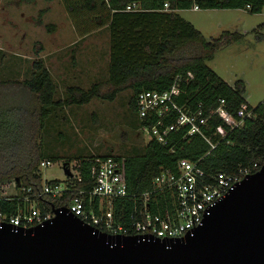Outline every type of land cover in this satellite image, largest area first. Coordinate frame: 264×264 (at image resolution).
I'll list each match as a JSON object with an SVG mask.
<instances>
[{
    "label": "trees",
    "instance_id": "trees-1",
    "mask_svg": "<svg viewBox=\"0 0 264 264\" xmlns=\"http://www.w3.org/2000/svg\"><path fill=\"white\" fill-rule=\"evenodd\" d=\"M37 1L22 0L27 4ZM61 1L79 38L108 29L110 66L106 83L110 90L102 93L103 83L97 82L89 89L69 86L66 94L59 97L53 75L42 60L33 63L29 79L1 80L0 184L14 182L19 192L30 187L33 190L31 196L35 195L42 205L67 208L79 191L94 188L92 167L95 160L116 155L81 159L78 163L80 181L74 179L71 189L61 198L41 196L43 179L40 164L47 159L42 153L39 136L47 120L58 111L84 106L95 98L113 101L124 91H130L129 107L136 114L139 93L167 91L177 78L180 79L181 93L175 101L180 106L193 111L201 109L208 117L224 100L229 114L236 116L241 105L247 104L254 117L247 119L243 128L230 130L218 115H213L207 130L217 144L213 150L200 136L183 138L184 131H179L171 134L166 145L152 138L139 153L124 156L129 195L113 201L112 205L122 224L127 223L136 208H141L143 195L147 193L151 195L148 202L151 211L165 215L172 210L171 194L154 192L153 181L163 170L175 171L181 160L198 162L211 174H234L240 167L254 163H258L260 168L264 165V102L256 108L251 107L245 99L243 81L231 86L207 65L219 51L241 41L245 35L223 31L218 37L206 38L179 15V11L193 9L195 5L200 10H246L256 15L262 13L264 0ZM133 2L140 3L143 11L126 12V6ZM165 3L169 4L168 11L164 10ZM49 27L53 29L55 26ZM259 28L264 29V23ZM138 121L139 129L143 125H152V122ZM116 157L122 158L120 155ZM65 164L70 166V162ZM16 207V202L0 204L3 212L16 213Z\"/></svg>",
    "mask_w": 264,
    "mask_h": 264
},
{
    "label": "rangeland",
    "instance_id": "rangeland-1",
    "mask_svg": "<svg viewBox=\"0 0 264 264\" xmlns=\"http://www.w3.org/2000/svg\"><path fill=\"white\" fill-rule=\"evenodd\" d=\"M206 38L223 31L245 35L241 41L219 51L207 65L224 81L234 86L243 81L245 99L253 108L264 102V14L243 10H200L179 12ZM54 25L51 29L49 26ZM51 29V30H50ZM38 51V53H37ZM110 35L101 29L79 38L61 0H0V81L32 77L33 63L42 60L58 86V95L69 86L89 89L102 82V93L110 66ZM130 91L113 101L95 98L84 106L58 111L48 119L39 143L50 166L41 169L43 182L66 181L63 165L70 162L77 176L81 159L96 155L124 156L139 153L148 135L140 133L139 121L129 107ZM0 191L18 192L14 182L0 184Z\"/></svg>",
    "mask_w": 264,
    "mask_h": 264
},
{
    "label": "built area",
    "instance_id": "built-area-1",
    "mask_svg": "<svg viewBox=\"0 0 264 264\" xmlns=\"http://www.w3.org/2000/svg\"><path fill=\"white\" fill-rule=\"evenodd\" d=\"M247 9H250V6ZM164 10H169L168 3L164 4ZM193 10L200 9L195 5ZM125 11L141 12L143 8L140 3L133 2L126 6ZM262 13L264 14V9ZM188 76L193 78L190 73ZM180 93L179 78L167 91L139 93L136 99L137 117L141 122H152L151 126L141 127V134L156 139L161 145H166L173 132L184 131L183 138L200 136L213 150L217 144L213 142V137L207 134L208 121L213 115H218L230 130L243 128L246 120L254 117L253 110L247 104L241 105L236 116L229 114L224 100H221L217 109L206 117L201 109L193 111L177 104L175 99ZM173 118L175 121L171 122ZM50 164V161L44 160L40 168H47ZM259 170V164L254 163L240 167L234 174L224 172L211 174L202 169L198 162L181 160L175 171L163 170L153 181L154 192L171 194L172 210L165 215L151 211L148 205L151 195L147 193L143 195L141 208H136L127 219V223L122 224L115 215L112 205L113 201L129 195L125 159L116 156L97 158L92 167L94 188L91 191H79L67 208L86 224L110 235L182 239L201 226L208 211L225 198L238 183ZM74 179L81 180L80 172L77 176L73 174L71 177L66 176L64 183L59 181L52 184L45 181L40 195L61 198L71 189ZM32 191L30 187L12 195L0 191V204L17 203L16 213L0 210V222L9 223L16 228H32L51 220L55 216L52 207L42 205L35 195L31 196Z\"/></svg>",
    "mask_w": 264,
    "mask_h": 264
},
{
    "label": "water",
    "instance_id": "water-1",
    "mask_svg": "<svg viewBox=\"0 0 264 264\" xmlns=\"http://www.w3.org/2000/svg\"><path fill=\"white\" fill-rule=\"evenodd\" d=\"M52 209L36 227L0 222V264H264V165L182 239L110 235L66 207Z\"/></svg>",
    "mask_w": 264,
    "mask_h": 264
},
{
    "label": "crops",
    "instance_id": "crops-1",
    "mask_svg": "<svg viewBox=\"0 0 264 264\" xmlns=\"http://www.w3.org/2000/svg\"><path fill=\"white\" fill-rule=\"evenodd\" d=\"M198 11H200V10H198ZM243 11H245V12H247L246 10H243ZM180 12V11H179ZM248 13V12H247ZM249 14V13H248ZM230 85V84H229ZM146 143H148V141L146 142Z\"/></svg>",
    "mask_w": 264,
    "mask_h": 264
}]
</instances>
